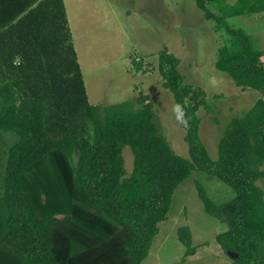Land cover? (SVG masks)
<instances>
[{"label":"trees","instance_id":"obj_1","mask_svg":"<svg viewBox=\"0 0 264 264\" xmlns=\"http://www.w3.org/2000/svg\"><path fill=\"white\" fill-rule=\"evenodd\" d=\"M194 1L226 35L215 67L260 92L226 123L215 159L197 114L210 105L185 81L176 55L161 49L156 67L191 117L183 127L188 158L158 131L147 93L107 104L88 100L63 0L8 1L0 16V128L18 138L8 149L0 194V264H141L175 187L193 168L234 191L215 202L196 183L204 210L227 223L216 240L238 253L228 264H264V189L257 182L264 178V48L228 20L264 12V0ZM178 235L190 243L186 226Z\"/></svg>","mask_w":264,"mask_h":264},{"label":"rangeland","instance_id":"obj_2","mask_svg":"<svg viewBox=\"0 0 264 264\" xmlns=\"http://www.w3.org/2000/svg\"><path fill=\"white\" fill-rule=\"evenodd\" d=\"M65 4L73 32L71 39L90 100L107 104L147 93L153 102L158 131L175 153L188 158L184 128L171 111L173 96L162 85L156 67L157 54L165 48L180 59L178 69L185 81L204 91L211 110L199 106V134L209 156L215 159L217 141L226 123L248 109L260 92L236 85L215 67L217 49L225 42L226 35L215 28L212 19L205 18L195 1L65 0ZM210 8L218 14L215 7ZM228 20L245 28L255 44L264 48V12L235 15ZM261 58L264 61V54ZM17 138L13 131L0 128V194L8 149ZM122 155L124 166L130 171L133 155L129 146L122 147ZM261 167L264 169V164ZM257 182L264 189V178ZM196 183L215 202L234 195L233 189L221 179L193 168L173 191L167 216L158 224L160 230L149 264H217L222 262L221 256L229 259L216 240V234L225 230L227 223L204 210ZM182 226L190 233L188 245L178 235ZM164 236L167 240L162 245L160 240Z\"/></svg>","mask_w":264,"mask_h":264},{"label":"crops","instance_id":"obj_3","mask_svg":"<svg viewBox=\"0 0 264 264\" xmlns=\"http://www.w3.org/2000/svg\"><path fill=\"white\" fill-rule=\"evenodd\" d=\"M8 1H10V0H0V16H1V15H7V13H8V6H7ZM76 1H77V0H76ZM79 1H83V0H79ZM63 2H64V5H65L66 16H67V20H68V25H69V29H70V33H71V37H73L72 27H71V25H70V21H69V18H68V14H67V9H66L65 0H63ZM75 7H78V6L75 5ZM71 40H72V39H71ZM72 42H73V41H72ZM73 46H74V49H75V52H76L77 61H78L79 66H80V68H81L80 61H79V58H78V54H77V50H76V47H75V45H74V42H73ZM5 47L7 48L8 46L5 44ZM16 60H17V58L14 60V62H15ZM81 72H82V69H81ZM82 77H83V72H82ZM83 80H84V77H83ZM84 84H85V82H84ZM85 88H86V93H87V96H88V100H89L91 103H98V102H93L92 100H90V98H89V94H88V89H87L86 85H85ZM159 230H160V229L158 228V232L156 233V235H155L154 238H153V243H151L152 246H150L151 248L149 249V252H148L147 256L142 260V262H144L145 264H149V263H148V260H149V258H150L151 251H152V249H153L154 240H155L156 236L158 235ZM166 240H167V236H164V240H160V244L164 245L165 242H166ZM161 242H162V243H161ZM226 254H228L227 251H226V253H225V256H226ZM228 256H229V259H228L227 257H223V256H221L222 262H221V263H217V264H228V263H231L232 260H233L234 258H236V257H231L229 254H228ZM142 262H141V264H142ZM154 264H158V263H154Z\"/></svg>","mask_w":264,"mask_h":264},{"label":"clouds","instance_id":"obj_4","mask_svg":"<svg viewBox=\"0 0 264 264\" xmlns=\"http://www.w3.org/2000/svg\"><path fill=\"white\" fill-rule=\"evenodd\" d=\"M172 114L175 121L185 129L190 127L191 117L187 113V106L184 103L177 102L172 105Z\"/></svg>","mask_w":264,"mask_h":264},{"label":"water","instance_id":"obj_5","mask_svg":"<svg viewBox=\"0 0 264 264\" xmlns=\"http://www.w3.org/2000/svg\"><path fill=\"white\" fill-rule=\"evenodd\" d=\"M227 253L231 256V257H238V253L233 251V250H227Z\"/></svg>","mask_w":264,"mask_h":264}]
</instances>
